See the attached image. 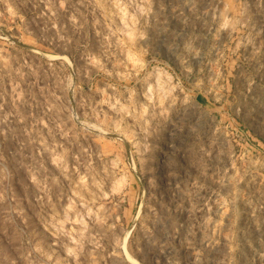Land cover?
Wrapping results in <instances>:
<instances>
[{"label":"rangeland","instance_id":"374dc122","mask_svg":"<svg viewBox=\"0 0 264 264\" xmlns=\"http://www.w3.org/2000/svg\"><path fill=\"white\" fill-rule=\"evenodd\" d=\"M0 264H264V0H0Z\"/></svg>","mask_w":264,"mask_h":264}]
</instances>
